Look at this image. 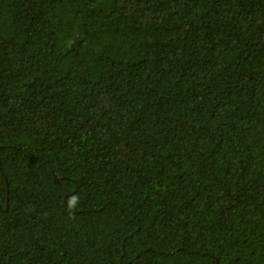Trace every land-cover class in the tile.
I'll return each mask as SVG.
<instances>
[{
    "label": "trees",
    "instance_id": "1",
    "mask_svg": "<svg viewBox=\"0 0 264 264\" xmlns=\"http://www.w3.org/2000/svg\"><path fill=\"white\" fill-rule=\"evenodd\" d=\"M0 264H264V0H0Z\"/></svg>",
    "mask_w": 264,
    "mask_h": 264
}]
</instances>
